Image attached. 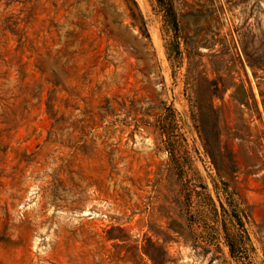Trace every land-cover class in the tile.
<instances>
[{
	"label": "rangeland",
	"instance_id": "1",
	"mask_svg": "<svg viewBox=\"0 0 264 264\" xmlns=\"http://www.w3.org/2000/svg\"><path fill=\"white\" fill-rule=\"evenodd\" d=\"M0 264H264V0H0Z\"/></svg>",
	"mask_w": 264,
	"mask_h": 264
}]
</instances>
